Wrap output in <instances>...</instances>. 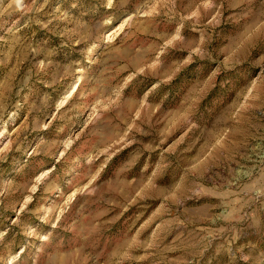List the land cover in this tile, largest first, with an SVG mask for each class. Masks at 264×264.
Masks as SVG:
<instances>
[{
	"label": "rangeland",
	"instance_id": "rangeland-1",
	"mask_svg": "<svg viewBox=\"0 0 264 264\" xmlns=\"http://www.w3.org/2000/svg\"><path fill=\"white\" fill-rule=\"evenodd\" d=\"M0 264H264V0H2Z\"/></svg>",
	"mask_w": 264,
	"mask_h": 264
},
{
	"label": "snow or ice",
	"instance_id": "snow-or-ice-1",
	"mask_svg": "<svg viewBox=\"0 0 264 264\" xmlns=\"http://www.w3.org/2000/svg\"><path fill=\"white\" fill-rule=\"evenodd\" d=\"M0 2H2V0H0ZM108 5H109V7L112 6V0H108ZM202 54H203V53H202Z\"/></svg>",
	"mask_w": 264,
	"mask_h": 264
}]
</instances>
